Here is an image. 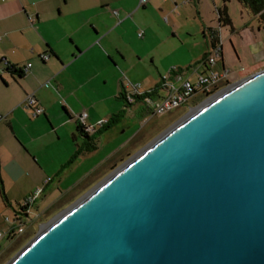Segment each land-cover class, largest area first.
<instances>
[{
	"label": "water",
	"instance_id": "water-1",
	"mask_svg": "<svg viewBox=\"0 0 264 264\" xmlns=\"http://www.w3.org/2000/svg\"><path fill=\"white\" fill-rule=\"evenodd\" d=\"M7 264H264V71L154 138Z\"/></svg>",
	"mask_w": 264,
	"mask_h": 264
},
{
	"label": "crops",
	"instance_id": "crops-1",
	"mask_svg": "<svg viewBox=\"0 0 264 264\" xmlns=\"http://www.w3.org/2000/svg\"><path fill=\"white\" fill-rule=\"evenodd\" d=\"M139 1L0 0V202L14 215L39 187L43 191L31 206L38 216L76 202L157 138L176 116L175 109L154 115L142 102L124 100L133 93L124 80L135 70L127 61L136 52L131 39L139 38V10L146 7ZM151 1L158 2L147 3ZM257 27L250 46L253 61L263 54L259 23ZM246 28L238 34L242 47L250 39ZM253 28L248 30L254 33ZM209 30L217 31L224 53L220 29H208L209 40L204 34L194 64L210 50ZM41 54H48V60L40 59ZM222 55L217 68L226 70ZM4 60L21 72L28 63L31 66L20 76L6 71ZM204 69L200 65L198 71ZM163 76L162 71L157 79L143 75L138 82L142 90H150ZM150 79L149 87L145 81ZM30 93L43 108L36 118L22 106ZM83 112L87 114L83 125L95 130L102 120L116 116L118 120L95 134L94 150H82L69 163L78 147L85 146L86 138L77 131ZM47 198L52 201L44 206Z\"/></svg>",
	"mask_w": 264,
	"mask_h": 264
},
{
	"label": "rangeland",
	"instance_id": "rangeland-1",
	"mask_svg": "<svg viewBox=\"0 0 264 264\" xmlns=\"http://www.w3.org/2000/svg\"><path fill=\"white\" fill-rule=\"evenodd\" d=\"M175 2L177 6L174 5ZM225 5L230 24L221 22L217 13L219 9L223 8V0H158V2L146 3L145 9L139 10L137 16L138 21L141 23L139 32H142L143 36L137 38L136 41L133 38L131 39L136 52L127 61L129 65L127 67L134 66L135 70L131 71L130 77L124 80L125 84L132 88V85H140L138 81L143 75H152L157 79L160 71L167 76L169 70L173 67H180V70H183L189 65L192 66L194 64L193 58L202 50L203 40L205 39L204 34L209 40L208 29H220L221 31L224 44L222 59L226 70H229L228 88L235 86L259 71H264L263 30L260 29L259 31V37L263 44V48H261L263 54L259 59L253 61L250 46L252 40L255 41L258 22L236 0H228ZM165 18L167 21L164 20ZM246 26L248 28L244 29V32H247L246 35L252 39L245 40L242 47L238 34H241V30ZM251 27H254V33L248 30ZM237 46L238 48H236ZM145 82L149 87L153 84L152 79ZM198 98L199 96L192 99L190 108L197 110L202 106L200 100L195 101ZM206 103L208 102L204 104L206 105ZM189 110L185 107L174 110L173 114L176 116L168 124L166 130L184 120L190 114ZM165 131L159 135H162ZM102 180L96 183L92 189ZM86 193L80 195L76 202ZM51 201V198H47L44 206L50 204ZM74 204L75 202H72L69 206ZM69 206L65 208L54 207L39 216L31 208L30 218L23 224L24 232L16 238L2 241L0 264H7ZM4 218H8L11 222L14 219V211L12 208L3 207L2 202H0L1 232H6L10 225L9 222L4 221Z\"/></svg>",
	"mask_w": 264,
	"mask_h": 264
},
{
	"label": "built area",
	"instance_id": "built-area-1",
	"mask_svg": "<svg viewBox=\"0 0 264 264\" xmlns=\"http://www.w3.org/2000/svg\"><path fill=\"white\" fill-rule=\"evenodd\" d=\"M147 3V0H140L139 6H143ZM187 3V2H184ZM114 13H116L114 11ZM167 21V19H164ZM211 32V45L210 50L206 58L203 61L192 68H188L185 71H181L176 67H173L169 70L167 76L161 77L163 82L162 90L158 92V95L155 97L147 96L146 91L142 90L140 85H132L131 94L125 96L124 98L130 103H136L137 101L145 104L154 115H163L171 110H178L182 107L185 109H190V113L195 108H190L189 106L192 103V99L199 96L197 100L201 101V104L211 100L212 98L219 96L223 91L228 88L229 82L227 81L228 71L225 68H217L218 60L221 59V43L218 37V33L215 30H210ZM143 33H139V37H142ZM40 59L43 61L48 60V54H41ZM6 65V61L3 62ZM200 65L204 66L205 69L202 72H199L198 69ZM28 63L23 70L25 73L29 67ZM161 81V80H160ZM22 106L29 110L30 115L33 118H36L43 114V108L37 103L33 93H30L25 96ZM87 114L83 112L79 117V124H81L87 133L92 134L95 129L93 127H85L83 123L85 122ZM107 121H100L98 125L101 126ZM50 179L47 178L44 180V183H48ZM42 187H39L32 193V195L27 196L22 202V207L25 209L19 211L14 215V219L10 222L8 218H4L5 222H9V228L6 232L0 231V242L5 238H16L19 234L24 232L23 224L26 222L25 219L28 216L29 208L35 204L36 200L39 198ZM24 214L26 216H24Z\"/></svg>",
	"mask_w": 264,
	"mask_h": 264
},
{
	"label": "trees",
	"instance_id": "trees-1",
	"mask_svg": "<svg viewBox=\"0 0 264 264\" xmlns=\"http://www.w3.org/2000/svg\"><path fill=\"white\" fill-rule=\"evenodd\" d=\"M228 0H223V8L218 10V16L220 17V21L226 24H230V21L228 19L227 16V8L225 3ZM238 3H240L245 9H247L249 11V14H251L259 23L261 29L264 32V0H236ZM210 31V30H209ZM208 54L203 55L202 60H204V58H206ZM200 62L194 64L193 66H189L187 68H184L181 71H185L188 68H192L195 67L199 64ZM4 68L6 69V71L17 74V75H24V72H21L20 70H16L13 67H8L7 64L4 65ZM161 82H163L162 78L161 81H159L154 87H152L148 92L146 91L147 96H152V95H156L158 93V91L162 90V84ZM124 100L128 103V104H132L130 102H128L125 98ZM118 116H116L115 118L110 119L109 121H107L105 124H102L99 129L95 130L92 134H89L86 132L85 128L81 125L78 124L77 125V131L80 135H82L84 138H86L85 141V146L83 147H78V150H76L75 154L71 157V159L69 160V163H71L73 161V159L76 158V156L83 150V151H90V150H94L96 147L95 144V134L96 133H100L101 131H106L113 123H115L118 119ZM24 201V200H23ZM22 203L20 205H18V207L23 211L25 209V207L21 206ZM14 238V237H12ZM12 238H8V239H12Z\"/></svg>",
	"mask_w": 264,
	"mask_h": 264
},
{
	"label": "bare ground",
	"instance_id": "bare-ground-1",
	"mask_svg": "<svg viewBox=\"0 0 264 264\" xmlns=\"http://www.w3.org/2000/svg\"><path fill=\"white\" fill-rule=\"evenodd\" d=\"M235 86H236V85H235ZM231 87H232V86H231ZM233 87H234V86H233ZM229 89H230V88H228L227 90H229ZM227 90H226V91H227ZM223 93H224V92H222L219 96H221ZM219 96H216V97H219ZM216 97H214V98H216ZM214 98H212L211 100H213ZM209 101H210V100H209ZM209 101H207V102H209ZM206 104H207V103H206ZM202 106H205V104H204V105L202 104ZM202 106H200V107H202ZM198 109H199V108H198ZM198 109H197V110H198ZM197 110H193V111H191L190 114L187 115V117H188V116L190 117V116H191L195 111H197ZM187 117H186V118H187ZM186 118H185V119H186Z\"/></svg>",
	"mask_w": 264,
	"mask_h": 264
}]
</instances>
